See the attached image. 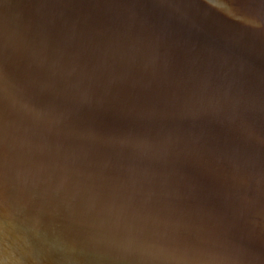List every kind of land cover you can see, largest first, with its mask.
<instances>
[{
    "label": "water",
    "instance_id": "water-1",
    "mask_svg": "<svg viewBox=\"0 0 264 264\" xmlns=\"http://www.w3.org/2000/svg\"><path fill=\"white\" fill-rule=\"evenodd\" d=\"M0 264H264V0H0Z\"/></svg>",
    "mask_w": 264,
    "mask_h": 264
}]
</instances>
